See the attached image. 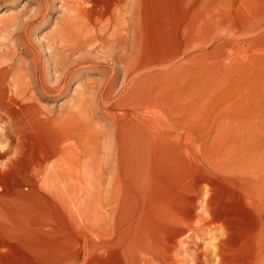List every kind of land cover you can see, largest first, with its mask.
I'll list each match as a JSON object with an SVG mask.
<instances>
[{
  "label": "bare ground",
  "instance_id": "bare-ground-1",
  "mask_svg": "<svg viewBox=\"0 0 264 264\" xmlns=\"http://www.w3.org/2000/svg\"><path fill=\"white\" fill-rule=\"evenodd\" d=\"M40 1L47 12L55 0ZM61 1L68 15L67 25L58 29L50 51L44 52L48 62L41 59L42 51L35 52L36 58L25 70H19L11 83L3 85L0 93V117L10 124L7 144L2 146L0 140V264H108L103 259L108 247L98 236L105 237L110 228L106 221L97 222L93 212H106L104 208L112 205L120 208L123 198L116 200V194H108L110 184L104 188L100 173L111 172L114 160L122 170L128 160H133L140 173L141 155L152 154L155 147L166 142L185 158L178 188L190 212L171 225L162 238H145L138 253L139 263L264 264L259 256L240 262L231 250L232 225L240 218L238 209L264 215V148L257 150L264 146L260 119L248 127L243 139H236L232 125L227 124L220 130V141L217 136L209 143L214 129H189L181 113L186 110L185 104L176 110L165 92L184 65L181 63L186 61V53L163 50L145 57L141 53L144 40L150 41L149 34L158 30L149 20L147 0ZM202 28L198 23V40ZM189 30L186 28L181 38L187 51ZM90 46L95 47L93 51L100 48L114 63L103 66L106 77L100 97L112 92L115 71L126 57L124 79L134 87L128 93L123 88L120 94L126 93V98L121 104L116 98L117 106L106 104L99 109L93 103L98 82L85 79L68 107L53 116L39 106L37 91L52 95L49 98L54 102L66 96L73 80L89 65H96L88 59H73L75 51ZM127 48L129 56L123 57ZM156 68L163 73L154 75ZM140 79L156 80L159 85L139 90L136 84ZM95 110H101L115 131L116 150L111 156H105L108 143L105 137L101 141L102 129L93 121ZM259 110L264 111V106ZM34 124L52 129L45 134ZM30 134L32 140H28ZM100 192L106 193L103 200L108 202L94 201V193ZM197 209L203 214L198 215ZM197 219L199 227L194 225ZM200 229L217 231L218 238L205 245L198 236ZM185 232H190V237L179 239ZM46 237L56 242L58 250L52 254H57L49 255L44 250L42 240ZM177 246H186V261L177 259Z\"/></svg>",
  "mask_w": 264,
  "mask_h": 264
},
{
  "label": "rangeland",
  "instance_id": "rangeland-1",
  "mask_svg": "<svg viewBox=\"0 0 264 264\" xmlns=\"http://www.w3.org/2000/svg\"><path fill=\"white\" fill-rule=\"evenodd\" d=\"M147 4L149 20L151 23L155 22L152 24L158 26V30L149 34L150 41L144 40L141 48L143 57L163 50L173 53L180 50L187 55L186 61L181 63L184 65L180 64L182 67L178 68L177 75L165 87V92L174 102L176 110L185 104L186 110L181 113L189 129L204 131L213 128L214 134L209 143L217 136L220 141V130L227 124L232 125L233 136L238 140L243 139L254 120L260 119L264 130V111L259 110L264 106V0H147ZM64 9L61 0L51 2L47 12L40 0H0L1 94L3 85L11 83L19 70H25L34 57L36 58L35 52L42 51L41 59L48 62L45 53L50 51L49 47H52L53 38L59 34L60 28L67 25L68 15ZM193 12L200 13L195 16ZM198 23H202L203 27L200 40L195 37ZM186 28L190 29L186 32L189 35L186 34L189 38L188 51L181 44L182 32ZM92 47L89 48L92 50ZM89 48L82 49L81 52L75 51L73 59H88L96 65H89L91 67L83 70L73 80L66 96L54 102L49 98L52 95L37 91L39 106L50 111L53 116L68 107L76 92L81 90L85 79L98 82L99 92L96 91L93 103L99 109L106 104L117 106L119 101L116 100H120L121 104L126 98L125 94L134 87L132 82L124 79V63L129 52L127 48L122 53L126 58H123L115 71L112 92L102 95L101 98V83L106 77L103 66L108 64L111 67L114 63L100 48L97 47L93 52ZM163 71L156 68L153 74L158 75ZM143 81L140 79L136 84L139 90L145 86L159 85L156 80ZM124 82L129 83L125 84L127 87L123 85ZM124 87L126 93L121 95ZM99 111L101 110H95L93 121L102 129L101 141L105 137L108 143L105 156H111L116 150V134L110 121L104 119ZM38 127L45 134L52 129L46 125L43 127L34 124V128ZM9 130L10 124L0 117L2 146L8 142ZM28 137V140L33 139L32 134ZM263 148L260 145L257 150ZM154 150L148 156L141 155L140 173L133 160H128L123 170L114 160L109 167L111 172L100 173L102 183L106 186L104 188L107 189L110 184L108 194H116V200L123 198L119 209L112 205L104 208L106 212H93V218L97 222L106 221L110 228L105 237L98 236L101 243L108 247L103 254V259L108 264H141L138 253L145 238H162L168 233L167 230L170 231L171 225L177 224L190 212V209L185 208L184 194L178 188V181L183 178L185 158L169 142L155 147ZM254 155H257V151ZM95 172L97 174L98 167H95ZM105 194L94 193V201L103 204L108 202L103 200ZM113 209L117 210L111 212ZM238 210H241L240 218L232 225L234 238L232 237L231 250L233 249L232 252L240 262L256 259L258 256L264 262V215L244 208ZM196 213L203 214L200 209ZM199 220H196L195 227L201 224ZM218 233L212 229L198 230V236L204 240L205 245L210 244L214 237L218 238ZM190 234L185 232L179 239L188 238ZM42 245L49 255L58 250L56 242L47 237L43 238ZM185 247L175 248L177 259L186 261L189 254L185 252ZM180 249L182 253H179Z\"/></svg>",
  "mask_w": 264,
  "mask_h": 264
}]
</instances>
